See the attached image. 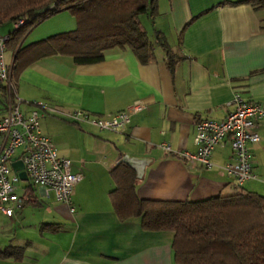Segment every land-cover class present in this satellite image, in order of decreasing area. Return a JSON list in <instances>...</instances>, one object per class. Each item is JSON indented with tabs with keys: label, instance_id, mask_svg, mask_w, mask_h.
<instances>
[{
	"label": "crops",
	"instance_id": "crops-1",
	"mask_svg": "<svg viewBox=\"0 0 264 264\" xmlns=\"http://www.w3.org/2000/svg\"><path fill=\"white\" fill-rule=\"evenodd\" d=\"M240 1L159 0L152 29L164 35L167 47L156 45L155 60L148 64L129 48H113L93 64L52 55L12 72L23 114L40 110L37 103L57 110L53 119L39 118L40 130L82 179L72 194L73 212L42 188L18 184L22 207L12 204L11 217L0 213V251L16 248L19 253L0 256V264H176L172 232L143 231L139 219L122 222L113 211L110 171L122 162L135 170L136 194L142 200L195 202L241 191L264 196L261 121L259 141L248 145L255 179L241 187L222 169L233 161L229 138L214 148L210 169L160 148L166 142L195 153L196 124L202 119L222 121L235 93L264 103V10L230 4ZM64 12L52 15L58 18L43 29L38 30L52 16L36 25L22 47L74 30L75 19ZM9 25L0 27V37L13 31ZM7 50L10 55L4 53V60L12 66L14 52ZM168 56L174 58L172 71ZM134 101H142L145 109L118 132L66 117L83 110L105 119ZM5 103L0 86V115L6 113ZM21 153L16 152V160Z\"/></svg>",
	"mask_w": 264,
	"mask_h": 264
},
{
	"label": "trees",
	"instance_id": "trees-1",
	"mask_svg": "<svg viewBox=\"0 0 264 264\" xmlns=\"http://www.w3.org/2000/svg\"><path fill=\"white\" fill-rule=\"evenodd\" d=\"M159 0H0V27L23 21L8 34L6 49L14 52L12 72L18 73L35 59L52 55L72 57L76 64H93L103 52L129 48L142 64L155 60V46L167 47L164 35L155 31L151 41L139 15H158ZM264 10V0H243ZM67 11L75 19L74 30L50 36L22 47L24 37L48 17ZM25 59V60H24ZM166 64L174 69V58ZM4 89L7 107L6 87ZM110 177L114 189L109 199L119 221L139 219L146 232H172L176 264H264V196L253 192L202 201H152L136 194L137 174L127 163L118 164ZM29 184L27 188H30ZM16 248L0 251L16 257Z\"/></svg>",
	"mask_w": 264,
	"mask_h": 264
},
{
	"label": "built area",
	"instance_id": "built-area-1",
	"mask_svg": "<svg viewBox=\"0 0 264 264\" xmlns=\"http://www.w3.org/2000/svg\"><path fill=\"white\" fill-rule=\"evenodd\" d=\"M22 25L23 21H19L14 28ZM8 40V35L0 37V82L6 87L8 101L5 115H0V213L11 217L12 204H16L17 208L22 207L16 194L18 184L22 181L11 168V163L16 161L18 150H22L18 160L24 165L27 182L31 186L42 188L46 196L51 193L58 203L66 205L70 212H73L72 194L82 176L71 172L70 160L58 155L52 140L41 132L39 126L41 116L55 115L58 112L43 103L36 104L40 109L38 111L29 114L20 111L22 102L15 92L12 66H7L4 60ZM228 106L231 110L222 121H198L195 127V153L180 151L175 144L166 142L162 143L160 148L191 163L199 162L210 169L214 148L229 138L233 161L222 169L234 178L236 187H241L245 182L255 179L248 145L259 141L257 122L264 124V103L246 100L241 94L235 93ZM144 109L142 101H134L124 111L105 119L93 117L83 110L73 111L66 117L74 123L85 122L101 131L118 132L130 123L131 116Z\"/></svg>",
	"mask_w": 264,
	"mask_h": 264
},
{
	"label": "rangeland",
	"instance_id": "rangeland-1",
	"mask_svg": "<svg viewBox=\"0 0 264 264\" xmlns=\"http://www.w3.org/2000/svg\"><path fill=\"white\" fill-rule=\"evenodd\" d=\"M67 11H65L64 13H66ZM67 13H69V12H67ZM70 14V13H69ZM68 14V15H69ZM71 15V14H70ZM52 17H56V18H52ZM51 18H48V20H46L47 22H44L43 24H42V26H40V28H38V30L39 29H43V28H45L49 23H51L50 21H52L53 19H57L58 17H57V15L56 16H52ZM155 20V19H154ZM154 20H151V19H149L148 17H147V15H144V14H141V15H139V21H140V23H141V26H142V28L146 31V33H148V37H149V39L152 41L153 39H155V32L153 31V29H152V23L154 22ZM5 27H10V25L8 24V25H5V26H2L1 27V29H4ZM7 55H10V51L9 50H7V51H5V56H7ZM21 111L23 112V108L21 109ZM56 115V114H55ZM54 117H56V116H54V115H49V116H46L45 117V120L46 119H53ZM28 182H23V183H21L20 184V186L22 187V186H24V184H27ZM19 191H21V190H19Z\"/></svg>",
	"mask_w": 264,
	"mask_h": 264
},
{
	"label": "water",
	"instance_id": "water-1",
	"mask_svg": "<svg viewBox=\"0 0 264 264\" xmlns=\"http://www.w3.org/2000/svg\"><path fill=\"white\" fill-rule=\"evenodd\" d=\"M11 168H12L13 172L17 174V176L19 177V179L22 182L28 181V177L26 175V172L24 171V165H23L21 160H16V161L12 162Z\"/></svg>",
	"mask_w": 264,
	"mask_h": 264
}]
</instances>
